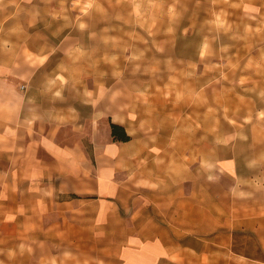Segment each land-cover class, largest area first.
<instances>
[{"label":"rangeland","instance_id":"1","mask_svg":"<svg viewBox=\"0 0 264 264\" xmlns=\"http://www.w3.org/2000/svg\"><path fill=\"white\" fill-rule=\"evenodd\" d=\"M0 45L34 64L32 100L150 149L144 203L203 226L204 264H260L240 254L264 240V0H0Z\"/></svg>","mask_w":264,"mask_h":264},{"label":"crops","instance_id":"2","mask_svg":"<svg viewBox=\"0 0 264 264\" xmlns=\"http://www.w3.org/2000/svg\"><path fill=\"white\" fill-rule=\"evenodd\" d=\"M27 55L0 45V264L210 262L203 226L174 221L185 208L150 213L144 203L154 194L143 164L150 149L106 112L96 109L79 125L78 114L64 122L32 100ZM111 125L130 139L116 140ZM222 247L213 240V263ZM260 250L240 255L264 264L263 239Z\"/></svg>","mask_w":264,"mask_h":264},{"label":"trees","instance_id":"3","mask_svg":"<svg viewBox=\"0 0 264 264\" xmlns=\"http://www.w3.org/2000/svg\"><path fill=\"white\" fill-rule=\"evenodd\" d=\"M112 135L116 140L128 141L130 138L126 135L125 130L122 127L111 125Z\"/></svg>","mask_w":264,"mask_h":264}]
</instances>
